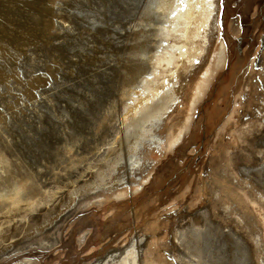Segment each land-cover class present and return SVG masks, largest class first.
<instances>
[{"label": "rangeland", "instance_id": "1", "mask_svg": "<svg viewBox=\"0 0 264 264\" xmlns=\"http://www.w3.org/2000/svg\"><path fill=\"white\" fill-rule=\"evenodd\" d=\"M157 4L0 0V197L34 203L0 201V264H264V0H216L166 81Z\"/></svg>", "mask_w": 264, "mask_h": 264}, {"label": "bare ground", "instance_id": "2", "mask_svg": "<svg viewBox=\"0 0 264 264\" xmlns=\"http://www.w3.org/2000/svg\"><path fill=\"white\" fill-rule=\"evenodd\" d=\"M215 6L216 0H184L183 3H181L180 0H158L156 6V9L159 11L158 17L169 23L166 27V35H171V33L175 34V48H177L172 58L167 57V59H158L156 61L157 65L165 68L164 71L159 72L161 78H159L158 81H166L169 74L172 75L173 72H177V68L180 66V63L183 62V58L191 62L199 56L203 50L202 39L206 37V28L211 24L212 17L215 13ZM218 51L214 64L215 68L213 67L215 70H220L226 60L223 44L221 45V50L218 49ZM168 64L172 65V68H166ZM213 68L200 79L201 81L196 88L194 98L189 106L190 114L185 123L177 133L168 136L165 143L168 152L174 151L183 142L190 128L192 112L195 110L198 103H200L209 87ZM148 85H150V83H148ZM162 85L164 86V84ZM162 88L163 87L157 88L148 86L147 90L150 92V95L146 98L142 97L141 100L139 98L140 101L137 99L139 96L125 95L128 99L135 102L131 109V116L142 113V111L148 109L151 101L157 96L158 91H163L161 90ZM148 117H151V115H148ZM116 195L118 198H122L124 193L119 192ZM0 201L6 204L10 211L20 209V205L23 202H26L28 207L34 205L31 200L22 197V188H16L10 195L0 197ZM134 261L135 256L132 250L127 254V257L122 260L121 264H130V262Z\"/></svg>", "mask_w": 264, "mask_h": 264}, {"label": "snow or ice", "instance_id": "3", "mask_svg": "<svg viewBox=\"0 0 264 264\" xmlns=\"http://www.w3.org/2000/svg\"><path fill=\"white\" fill-rule=\"evenodd\" d=\"M180 2H181V3H183V2H184V0H180Z\"/></svg>", "mask_w": 264, "mask_h": 264}]
</instances>
